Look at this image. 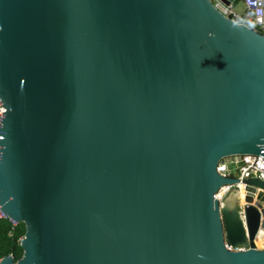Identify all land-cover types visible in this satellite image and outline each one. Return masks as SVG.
Listing matches in <instances>:
<instances>
[{"label": "water", "instance_id": "water-1", "mask_svg": "<svg viewBox=\"0 0 264 264\" xmlns=\"http://www.w3.org/2000/svg\"><path fill=\"white\" fill-rule=\"evenodd\" d=\"M0 107V264H264V199L213 198L264 194L216 172L264 160V36L209 0H0Z\"/></svg>", "mask_w": 264, "mask_h": 264}, {"label": "built area", "instance_id": "built-area-1", "mask_svg": "<svg viewBox=\"0 0 264 264\" xmlns=\"http://www.w3.org/2000/svg\"><path fill=\"white\" fill-rule=\"evenodd\" d=\"M212 6L225 18L238 26L245 27L264 36V0H241L243 11L237 13L234 11L236 0H232L227 5L222 0H209ZM4 113V108L0 107V116ZM216 172L224 177L235 180L257 179L264 182V160L258 155H241L224 159L216 167ZM243 191L247 196L254 194L247 191L251 188L247 184L235 183L232 185L222 186L214 195V200L221 207L226 196L234 189ZM7 220L12 226L17 223L9 219L0 211V221ZM23 237L18 240L20 245ZM224 247L230 252H244L246 247L238 246L232 248L226 242ZM1 260V259H0Z\"/></svg>", "mask_w": 264, "mask_h": 264}, {"label": "trees", "instance_id": "trees-1", "mask_svg": "<svg viewBox=\"0 0 264 264\" xmlns=\"http://www.w3.org/2000/svg\"><path fill=\"white\" fill-rule=\"evenodd\" d=\"M24 232L21 223L12 226L7 220L0 221V259L12 256L17 261L21 257L22 250L18 240L23 237Z\"/></svg>", "mask_w": 264, "mask_h": 264}, {"label": "bare ground", "instance_id": "bare-ground-1", "mask_svg": "<svg viewBox=\"0 0 264 264\" xmlns=\"http://www.w3.org/2000/svg\"><path fill=\"white\" fill-rule=\"evenodd\" d=\"M264 199V194L260 191H257L254 196H247L243 193V191H240L239 193V204L240 206H243L245 204H257L259 201ZM264 201V200H263ZM264 229H262V232L259 233L257 239H256V246L257 248H264Z\"/></svg>", "mask_w": 264, "mask_h": 264}, {"label": "rangeland", "instance_id": "rangeland-1", "mask_svg": "<svg viewBox=\"0 0 264 264\" xmlns=\"http://www.w3.org/2000/svg\"><path fill=\"white\" fill-rule=\"evenodd\" d=\"M234 11L237 13H241L243 11V4L241 3L240 0H236V3L234 5ZM238 205H239V207H242V206H240V204H238ZM258 249H264V248H258Z\"/></svg>", "mask_w": 264, "mask_h": 264}, {"label": "crops", "instance_id": "crops-1", "mask_svg": "<svg viewBox=\"0 0 264 264\" xmlns=\"http://www.w3.org/2000/svg\"><path fill=\"white\" fill-rule=\"evenodd\" d=\"M241 1V0H240Z\"/></svg>", "mask_w": 264, "mask_h": 264}]
</instances>
